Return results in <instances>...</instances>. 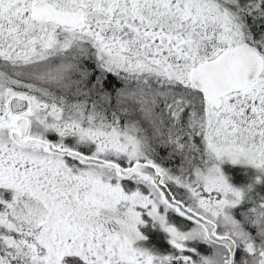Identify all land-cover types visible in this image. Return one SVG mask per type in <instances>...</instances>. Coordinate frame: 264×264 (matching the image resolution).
<instances>
[{
  "label": "snow or ice",
  "instance_id": "1",
  "mask_svg": "<svg viewBox=\"0 0 264 264\" xmlns=\"http://www.w3.org/2000/svg\"><path fill=\"white\" fill-rule=\"evenodd\" d=\"M0 264H264V0H0Z\"/></svg>",
  "mask_w": 264,
  "mask_h": 264
}]
</instances>
